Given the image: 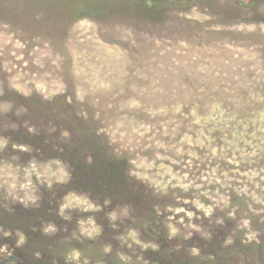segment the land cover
Returning <instances> with one entry per match:
<instances>
[{
	"label": "rangeland",
	"instance_id": "374dc122",
	"mask_svg": "<svg viewBox=\"0 0 264 264\" xmlns=\"http://www.w3.org/2000/svg\"><path fill=\"white\" fill-rule=\"evenodd\" d=\"M0 264H264V0H0Z\"/></svg>",
	"mask_w": 264,
	"mask_h": 264
},
{
	"label": "clouds",
	"instance_id": "9594fccd",
	"mask_svg": "<svg viewBox=\"0 0 264 264\" xmlns=\"http://www.w3.org/2000/svg\"><path fill=\"white\" fill-rule=\"evenodd\" d=\"M179 211H182V209H179ZM174 232H175V229H173V233H174ZM23 239H24L23 236H21L19 242L22 243V242H23Z\"/></svg>",
	"mask_w": 264,
	"mask_h": 264
}]
</instances>
